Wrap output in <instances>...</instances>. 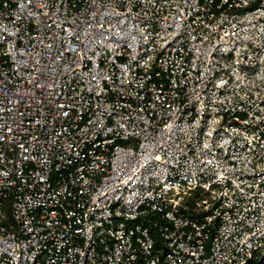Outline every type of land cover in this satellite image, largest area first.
<instances>
[{
    "label": "built area",
    "instance_id": "1",
    "mask_svg": "<svg viewBox=\"0 0 264 264\" xmlns=\"http://www.w3.org/2000/svg\"><path fill=\"white\" fill-rule=\"evenodd\" d=\"M0 264H264V0H0Z\"/></svg>",
    "mask_w": 264,
    "mask_h": 264
}]
</instances>
